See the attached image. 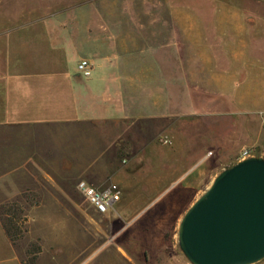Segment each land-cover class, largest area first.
I'll list each match as a JSON object with an SVG mask.
<instances>
[{
  "label": "crops",
  "instance_id": "1",
  "mask_svg": "<svg viewBox=\"0 0 264 264\" xmlns=\"http://www.w3.org/2000/svg\"><path fill=\"white\" fill-rule=\"evenodd\" d=\"M91 15L101 22L0 27V207L17 200L22 208L49 205L42 179L49 172L95 185L115 182L131 208L136 198H127L146 191L181 192L188 206L217 170L210 151L200 153L181 130L190 122L180 118L198 107L175 39L161 42L158 25L114 23L100 10ZM250 40L249 47L264 50V34ZM81 58L91 64L87 77L75 70ZM259 60L253 57L259 68L248 67L247 91L238 95L250 101L246 111L264 112V55ZM159 133L170 143L157 142ZM69 150L84 155L74 176L56 166ZM55 191L63 188L56 184ZM156 198L149 203L171 205ZM11 255L20 264L0 220V263Z\"/></svg>",
  "mask_w": 264,
  "mask_h": 264
},
{
  "label": "rangeland",
  "instance_id": "2",
  "mask_svg": "<svg viewBox=\"0 0 264 264\" xmlns=\"http://www.w3.org/2000/svg\"><path fill=\"white\" fill-rule=\"evenodd\" d=\"M93 10L114 23L158 25L161 42L175 39L189 98L198 107L180 118L190 122L181 130L194 147L200 144V153L210 151V165L217 171L227 167L247 148L264 158V112L246 111L250 101L238 96L247 91L242 86L253 57L264 55L262 45L249 47L252 35L264 34L262 27L255 28L264 25V0H0V27L101 22L88 16ZM193 153L182 158L184 164ZM83 156L66 151L56 161L58 172L74 176ZM42 179L49 205L22 208L17 200L0 207L1 225L20 264H189L176 245L177 223L188 207L183 193H134L127 199L136 198L138 206L128 207L120 197L111 210L99 213L76 189L81 177L49 172ZM56 184L63 191H55ZM156 197L171 205L150 204ZM5 261L0 264H17L13 256ZM252 264H264V257Z\"/></svg>",
  "mask_w": 264,
  "mask_h": 264
},
{
  "label": "water",
  "instance_id": "3",
  "mask_svg": "<svg viewBox=\"0 0 264 264\" xmlns=\"http://www.w3.org/2000/svg\"><path fill=\"white\" fill-rule=\"evenodd\" d=\"M176 245L189 264H252L264 257V158L218 170L184 210Z\"/></svg>",
  "mask_w": 264,
  "mask_h": 264
},
{
  "label": "built area",
  "instance_id": "4",
  "mask_svg": "<svg viewBox=\"0 0 264 264\" xmlns=\"http://www.w3.org/2000/svg\"><path fill=\"white\" fill-rule=\"evenodd\" d=\"M91 64L85 58H81L76 63V71L83 77L90 74ZM157 142L161 144H169L170 139L166 134H161L157 137ZM258 155L251 152L250 149H241L238 153V159ZM76 189L82 194L86 202L99 213H105L113 208L121 197V189L115 182H109L103 187H97L83 179L76 182Z\"/></svg>",
  "mask_w": 264,
  "mask_h": 264
}]
</instances>
